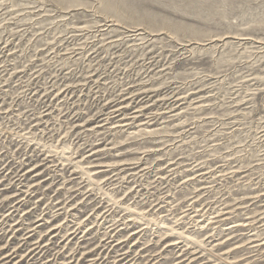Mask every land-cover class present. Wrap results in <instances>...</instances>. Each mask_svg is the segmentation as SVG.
Returning <instances> with one entry per match:
<instances>
[{"label": "rangeland", "instance_id": "obj_1", "mask_svg": "<svg viewBox=\"0 0 264 264\" xmlns=\"http://www.w3.org/2000/svg\"><path fill=\"white\" fill-rule=\"evenodd\" d=\"M185 263L264 264V0H0V264Z\"/></svg>", "mask_w": 264, "mask_h": 264}, {"label": "bare ground", "instance_id": "obj_2", "mask_svg": "<svg viewBox=\"0 0 264 264\" xmlns=\"http://www.w3.org/2000/svg\"><path fill=\"white\" fill-rule=\"evenodd\" d=\"M120 109L118 110V108L116 107V108H113V109H111V110H109V112L106 114L107 115V118H105L104 119V121L105 122H110L112 119H116V118H118L119 116H116V114H118V113H120ZM138 112H135V113H133V115H136ZM113 226V225H112ZM109 228V227H108ZM114 232V231H113ZM113 240V239H112ZM112 242H117V238H116V240H113ZM119 244V243H118ZM121 244V243H120ZM261 244V243H260ZM260 247H261V245H260ZM183 249H184V247L182 246V247H180V251H181V253H182V251H183ZM194 249H196V251L194 252V255L195 254H201L202 252H207V249L205 248V247H203V246H195V248ZM127 253V252H126ZM204 255V254H203ZM225 255V254H224ZM122 256V255H121ZM125 256V255H124ZM183 256V255H182ZM192 256V255H191ZM223 256V255H222ZM127 257H128V255H127ZM8 258V257H7ZM118 258V257H117ZM191 258V257H190ZM194 260V259H193ZM186 264V263H185ZM188 264V263H187Z\"/></svg>", "mask_w": 264, "mask_h": 264}]
</instances>
